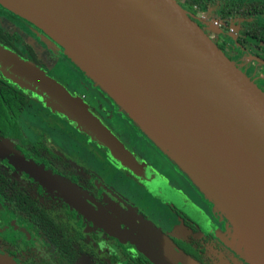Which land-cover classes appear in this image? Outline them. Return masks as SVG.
<instances>
[{"label":"water","instance_id":"95a60500","mask_svg":"<svg viewBox=\"0 0 264 264\" xmlns=\"http://www.w3.org/2000/svg\"><path fill=\"white\" fill-rule=\"evenodd\" d=\"M0 6L37 25L125 104L232 221L240 254L264 264V92L176 0H0ZM0 73L194 216L56 79L2 46ZM0 264L18 263L0 250Z\"/></svg>","mask_w":264,"mask_h":264},{"label":"flooded vegetation","instance_id":"af4514ba","mask_svg":"<svg viewBox=\"0 0 264 264\" xmlns=\"http://www.w3.org/2000/svg\"><path fill=\"white\" fill-rule=\"evenodd\" d=\"M176 2L253 83H264V0ZM16 18L0 6V46L45 72L33 48L1 25L17 31ZM61 84L194 216L0 73V250L18 264H252L206 199L168 183V166L158 170L149 152L131 148L90 104L92 92Z\"/></svg>","mask_w":264,"mask_h":264},{"label":"rangeland","instance_id":"374dc122","mask_svg":"<svg viewBox=\"0 0 264 264\" xmlns=\"http://www.w3.org/2000/svg\"><path fill=\"white\" fill-rule=\"evenodd\" d=\"M9 13L20 19L16 18V22H14L17 31H11V28H9L10 24L5 25V19H3L4 22H1V25L6 27L11 33L17 32V37H20L22 43H26L33 48L38 58L42 61L45 72L61 83H66L79 96H88L89 92H92L91 97L89 96L91 98L90 104L109 126L124 138L127 144L134 150L141 154L149 152L148 162L159 166L158 170L162 169L163 165H167L169 170H167L165 177L164 175L162 176L168 183L174 186L177 185L182 190L184 188H187L188 191L194 189L206 199L213 209L228 221L230 225L229 229L231 230L228 231V234L229 236H233L235 226L232 221L220 211L212 199H209L197 187L184 169L176 163V159L173 156L171 157L168 151L162 148L160 141L156 140L154 134L151 133L152 136L144 131L138 119L132 115L131 110L125 104L114 94H111L109 89L105 88L102 82L91 71H88L84 66L75 61L62 45L49 37L37 25L11 11ZM257 85L260 89H264V83H257ZM64 138H60V141H65Z\"/></svg>","mask_w":264,"mask_h":264},{"label":"trees","instance_id":"16d2710c","mask_svg":"<svg viewBox=\"0 0 264 264\" xmlns=\"http://www.w3.org/2000/svg\"><path fill=\"white\" fill-rule=\"evenodd\" d=\"M12 36L15 38L16 41H19V38L17 37V34L14 33ZM3 38H7V34H6L5 31H3V30L0 28V42H2V39H3ZM15 47L18 48V45L15 44ZM15 47H14V48H15ZM25 48H28L27 50H28L30 53H32V51L30 50L31 48H29L28 46H25ZM14 100H15V98H14ZM15 101H16V100H15ZM16 113H17V112H16Z\"/></svg>","mask_w":264,"mask_h":264},{"label":"bare ground","instance_id":"6f19581e","mask_svg":"<svg viewBox=\"0 0 264 264\" xmlns=\"http://www.w3.org/2000/svg\"><path fill=\"white\" fill-rule=\"evenodd\" d=\"M53 37H57L56 35L53 34ZM57 40V39H56ZM248 243L246 244H243L244 247H246L248 249V252H252L254 253V248L253 247H250L249 244L247 245ZM247 252V251H246Z\"/></svg>","mask_w":264,"mask_h":264}]
</instances>
